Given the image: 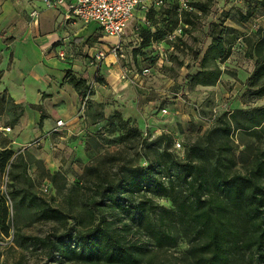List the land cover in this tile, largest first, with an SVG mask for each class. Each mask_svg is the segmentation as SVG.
<instances>
[{"label":"rangeland","instance_id":"obj_1","mask_svg":"<svg viewBox=\"0 0 264 264\" xmlns=\"http://www.w3.org/2000/svg\"><path fill=\"white\" fill-rule=\"evenodd\" d=\"M177 2L178 0H164L161 9H171ZM187 4L191 7L186 10L187 16L191 18L190 26L182 24L178 16L174 15L165 22L159 12L150 10L145 13L148 24L140 23L137 18L140 12L127 24L121 34L123 47L126 49L125 58L119 61L122 67H148L150 74L139 87L145 83L146 85L137 90V86L119 81L123 85L119 86L116 98L106 97L100 103L85 100L101 104L97 109L86 103L81 108L80 99L79 112L88 127V134L82 145L57 143L60 144L57 148V145L52 144L54 142L47 145V140L43 137L38 138V145H34V138H27V134L15 137L16 131H12L11 126L16 121L18 110L9 102L5 104L0 114V126L8 125L10 130L0 131V136L8 139L14 136L20 141L25 138L29 140L20 145L8 144L13 153L9 158L10 166L5 167L8 173L2 174L0 190L5 193L9 191V197L4 196L12 223L8 235H0V264H80L63 261L55 249L30 246L27 243L26 237L57 235L71 223L70 219L65 224L38 220L33 201L42 199L67 215L81 211L82 202L89 195L85 166L93 165L101 175L110 176L119 165H124L120 174L128 179L131 173L138 172V168L148 165L154 159L155 152L161 149L165 148L175 160H182L185 146L200 140L205 130L220 125L221 121L226 120L229 111L264 105V95L250 97L245 85V78L252 68L253 58L250 53H253V45L264 29L262 9L254 6L252 0H187ZM247 11L251 13L245 16ZM222 18H227L239 28L242 22L257 19L259 29L242 37L238 47L234 46L237 40L235 37L242 35L248 28H233L232 32L226 33L225 42L231 49L225 60L216 61L220 71L218 79L212 85L191 84L185 75L199 69V58H195V55L200 56L210 40L207 36V24L210 21L218 24ZM172 25L171 30L175 32V36L171 40L160 41L159 47L165 54V58H161L152 42L160 39L161 28H170ZM87 27H84L86 31L82 38L85 39L86 35L93 38L99 36V32L93 30L92 26ZM144 27H148L153 34L146 45L140 46V32ZM157 29L159 31L155 32ZM259 43L256 51L264 57V38ZM95 82H103V75L94 74L86 83V87L92 86V93L97 90ZM160 108L166 109L163 115L159 113ZM120 120L136 126L140 131L139 138L131 139L121 135L118 131ZM95 122L100 126L97 131L94 129ZM227 124L229 132L226 143L232 151L222 153L220 159L225 163V158L232 160L230 172L247 174L254 151L264 147V136L261 134L260 138H256L247 131L235 129L230 122ZM162 134L166 136L160 137ZM212 139L222 141L223 137L213 136ZM42 140L45 141L42 143ZM175 142L179 143L178 148L174 146ZM110 158L115 160L111 161ZM52 172H56L53 181L48 178ZM160 180L166 183L167 177L164 175ZM43 182L49 185L47 192L40 190ZM256 182L264 184V175L256 178ZM12 187L18 191L11 192ZM146 197L157 205L170 206L167 198L159 195L156 190L149 189ZM139 199L135 197V200ZM155 217L156 215L151 216L154 225ZM185 247V239L179 236L174 248L152 249V262L182 264L181 251Z\"/></svg>","mask_w":264,"mask_h":264},{"label":"trees","instance_id":"obj_2","mask_svg":"<svg viewBox=\"0 0 264 264\" xmlns=\"http://www.w3.org/2000/svg\"><path fill=\"white\" fill-rule=\"evenodd\" d=\"M252 1L264 12V0ZM161 6L147 11L159 12L165 22L174 15L182 24H192L186 10L177 13V3L171 9H161ZM250 13L247 11L245 16ZM222 20L218 24L213 21L207 24L210 40L202 54L195 55L199 58V69L185 75L191 84L212 85L218 79L220 71L216 61L225 60L231 49L224 35L233 31L223 25ZM247 22L250 21H244L242 25ZM173 26L163 27L161 31L157 29L155 32L161 33L158 41H162ZM258 29L259 24L254 31ZM152 34L144 27L140 32V46L146 45ZM263 38L264 29L253 45V53H250L252 68L245 78L246 92L252 98L264 95V57L256 51ZM87 40L95 39L89 37ZM74 86L82 100L85 82L79 79ZM7 103L6 93L1 91L0 114ZM85 103L94 109L101 106L90 101ZM96 114L101 116L99 112ZM228 122L235 129L260 138L261 134L264 136V105L229 111L220 125L205 130L200 140L185 146L182 160H175L165 148L161 149L155 152L148 165L138 168V172L131 173L128 179L120 174L124 165H119L110 176L101 175L93 165L85 166L89 195L82 202L81 211L67 215L42 199L33 201L38 220L65 224L70 219L71 223L57 235L26 237L27 243L55 249L63 261L80 264H154L152 249L174 248L177 238L182 236L186 242L181 251L182 264H264V184L256 182V178L264 175V147L254 151L247 174L230 172L232 160L225 158V163L220 159L222 153L232 151L226 143ZM96 123L94 129L97 131L100 126ZM119 125L121 135L139 138L140 131L136 126L121 120ZM213 136H221L223 140L214 141ZM8 144L10 140L0 136V186L2 174L8 173L5 167L10 166L9 158L13 153ZM164 175L166 183L160 180ZM48 178L53 181L56 172ZM12 188L11 192L18 191ZM149 189L167 198L170 206L153 203L146 197ZM8 192L0 190V235L3 236L8 235L12 223L5 201ZM136 196L140 199L135 200ZM153 215H156L155 225L151 220Z\"/></svg>","mask_w":264,"mask_h":264},{"label":"crops","instance_id":"obj_3","mask_svg":"<svg viewBox=\"0 0 264 264\" xmlns=\"http://www.w3.org/2000/svg\"><path fill=\"white\" fill-rule=\"evenodd\" d=\"M34 9L37 16H29ZM140 16L141 13L137 18ZM222 19L223 25L239 28L227 18ZM89 25L99 32L91 42L87 40L91 36L82 38L84 27ZM243 27L245 24L239 30ZM113 40L105 37L95 23L65 19L62 11L46 8L40 0H0V92L4 91L10 105L18 110L11 126L16 131L15 137L21 134H27L29 139L43 137L47 145L54 142L57 148L60 144L82 145L88 127L79 112L80 98L74 82L80 79L86 84L94 74H101L103 82H95L97 90L88 99L100 103L106 97L116 98L119 86L123 85L117 79L122 68L120 59L108 53L99 63L89 64L85 58L87 50L107 49ZM62 48L67 57L59 59L56 52ZM145 85L135 86L139 90ZM56 119L62 120L63 126L50 134ZM15 137H9L10 144L20 145L29 140Z\"/></svg>","mask_w":264,"mask_h":264},{"label":"built area","instance_id":"obj_4","mask_svg":"<svg viewBox=\"0 0 264 264\" xmlns=\"http://www.w3.org/2000/svg\"><path fill=\"white\" fill-rule=\"evenodd\" d=\"M42 5L46 8H53L62 11L65 19L73 18L82 23L93 22L97 25L100 32L105 37L114 38L113 42L109 43L107 49L95 48L93 51L89 50L85 53V58L89 64L99 63L104 59L106 54L112 53L118 59L125 58V50L123 47V41L121 40V34L123 33L127 24L133 19L134 13L140 12L141 16L139 20L145 24H148L145 18V13L149 8L157 10L162 4V0H40ZM240 1V0H234ZM177 13L181 10H190L191 7L187 4V0H178ZM38 14L37 10H31L29 16L36 17ZM257 19H253L245 24L247 31H244L243 35L240 36L236 41V46L241 43V38L247 36L251 31L257 29ZM250 31V32H249ZM175 36L173 30L165 34L163 39L171 40ZM156 45L154 49L157 50L159 57L165 58V54L161 51L160 41L152 42ZM56 56L59 59L67 57L66 51L62 48L56 52ZM150 74L148 67H142L139 69L128 68L123 66L117 77L119 81L128 82L133 85H140L144 80L147 79ZM92 86L87 85L83 99L81 100V108L85 103V100L89 98V91ZM166 112L165 108H160L159 113L163 115ZM82 115V114H81ZM63 126V122L60 119H56L54 127L50 129V134L58 131ZM61 129V128H60ZM0 130L8 132V126H1ZM39 139L34 138L33 144L38 145ZM174 146L179 147V143L175 142ZM49 185L45 182L41 183L40 190L47 192Z\"/></svg>","mask_w":264,"mask_h":264}]
</instances>
